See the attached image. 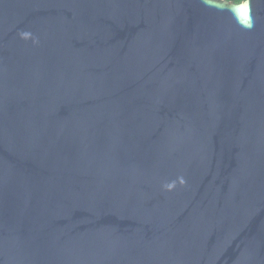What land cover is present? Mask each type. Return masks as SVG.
<instances>
[{
	"label": "water",
	"instance_id": "95a60500",
	"mask_svg": "<svg viewBox=\"0 0 264 264\" xmlns=\"http://www.w3.org/2000/svg\"><path fill=\"white\" fill-rule=\"evenodd\" d=\"M0 264H264V0H0Z\"/></svg>",
	"mask_w": 264,
	"mask_h": 264
},
{
	"label": "trees",
	"instance_id": "16d2710c",
	"mask_svg": "<svg viewBox=\"0 0 264 264\" xmlns=\"http://www.w3.org/2000/svg\"><path fill=\"white\" fill-rule=\"evenodd\" d=\"M231 1H233V2H236V3H237V2H239V1H241V0H231Z\"/></svg>",
	"mask_w": 264,
	"mask_h": 264
}]
</instances>
